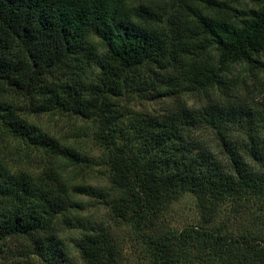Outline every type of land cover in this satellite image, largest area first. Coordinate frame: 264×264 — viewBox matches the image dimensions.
Here are the masks:
<instances>
[{
  "label": "trees",
  "instance_id": "obj_1",
  "mask_svg": "<svg viewBox=\"0 0 264 264\" xmlns=\"http://www.w3.org/2000/svg\"><path fill=\"white\" fill-rule=\"evenodd\" d=\"M202 1L165 21L144 0H0L1 141L79 167L86 157L29 117L92 121L112 182L111 190L69 185L48 165L34 174L0 160V243L25 239L48 264H66L55 220L83 210L77 198L89 196L135 232L142 264H264V231L217 227L228 201L264 203V111L223 91L235 65L264 56V0H247L256 6L247 18L231 5L242 0ZM134 92L174 101L162 115L137 113L122 105ZM190 96L204 104L190 105ZM187 194L207 228L168 229L166 214ZM75 247L85 264H126L106 228L83 233Z\"/></svg>",
  "mask_w": 264,
  "mask_h": 264
},
{
  "label": "rangeland",
  "instance_id": "obj_2",
  "mask_svg": "<svg viewBox=\"0 0 264 264\" xmlns=\"http://www.w3.org/2000/svg\"><path fill=\"white\" fill-rule=\"evenodd\" d=\"M144 1L155 13L156 18H162L165 21L175 14L176 8L186 9L187 4L191 2L204 3L202 0ZM138 2L140 1H136V4ZM231 5L239 10V17L246 18L247 13L256 8L247 0H242L241 3L232 1ZM233 13L237 15L236 12ZM90 40L97 43L103 51L105 50L99 38L91 34ZM258 61L254 67L235 65L232 72L226 75L227 85L224 86L223 91H233L244 97L256 110L264 111V56L261 55ZM96 75L97 73L89 72L90 79ZM215 93L220 94L217 91ZM187 98L192 106L200 107L204 104L201 96ZM173 101V99H151L149 94L134 92L129 93V96L122 101V105L137 113L162 115L168 111ZM29 119L49 136L84 155L86 160L79 167L68 166L61 161L51 159L47 153L29 146L25 141L14 140L10 137L6 141L0 139V160L9 169L38 174L43 172L44 167L48 165L54 168L56 173L62 175L63 182L66 184L112 189L104 151L94 140L96 126L92 121L62 112L30 116ZM127 123L124 121L122 126L124 127ZM206 134L208 135L209 131ZM77 199L83 201V210H72L55 220L70 249L66 264H85L75 247V241L83 233L92 232L98 228L112 231L116 240L122 245L126 264H142L147 261L135 232L128 225L120 223L98 198L79 196ZM230 201L224 206L222 215L217 220V227L232 231L236 236H240L245 231H264V203L258 198H244L242 202L235 201L237 203ZM197 203L195 196L189 194L183 196L166 214L163 225L171 230H181L191 226L207 228L203 223ZM235 206H239L237 211L235 210L238 212L236 216L232 213ZM32 246L25 239H12L0 243V264H48L36 252L32 254Z\"/></svg>",
  "mask_w": 264,
  "mask_h": 264
}]
</instances>
